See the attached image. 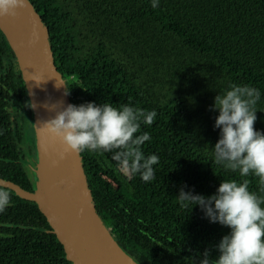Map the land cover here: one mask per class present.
<instances>
[{"label": "trees", "instance_id": "1", "mask_svg": "<svg viewBox=\"0 0 264 264\" xmlns=\"http://www.w3.org/2000/svg\"><path fill=\"white\" fill-rule=\"evenodd\" d=\"M49 28L56 65L73 105L94 102L156 111L141 121L157 155L155 179L125 175L113 152L82 151L97 209L117 242L141 264H199L219 256L230 228L210 222L180 191L209 197L223 181L264 185L215 160V97L232 85L260 91L256 131L264 133V0H30ZM33 110L16 57L0 31V178L33 192L15 112ZM14 111V112H13ZM29 136V135H28ZM23 146V147H22ZM10 193L0 212V264H73L38 205ZM193 207V208H192ZM264 207V203L261 204Z\"/></svg>", "mask_w": 264, "mask_h": 264}, {"label": "clouds", "instance_id": "2", "mask_svg": "<svg viewBox=\"0 0 264 264\" xmlns=\"http://www.w3.org/2000/svg\"><path fill=\"white\" fill-rule=\"evenodd\" d=\"M158 4L159 0H152L153 8ZM26 7L27 0H0V16L14 17L17 10ZM30 79L38 85L44 81L38 75ZM259 99L260 91L247 85H232L223 95L215 97L213 109L219 112L215 127L220 129V139L214 149L217 163L238 170L241 176L253 174L264 185V133L254 128ZM156 116V111L145 112L127 105L115 108L94 102L68 104L43 122L42 130L58 139L65 151L113 152L112 159L123 174H139L143 181L149 182L155 179L154 165L159 163V157L155 154L145 157L141 146L150 140V135L136 134L141 121L152 125ZM177 197L184 206L199 205L210 222L231 230L217 246L218 258L210 260V252L206 250L199 264H264V207H261L264 200L249 191L247 181L222 180L216 194L209 197L183 189ZM9 204L10 193L0 188V212Z\"/></svg>", "mask_w": 264, "mask_h": 264}, {"label": "water", "instance_id": "3", "mask_svg": "<svg viewBox=\"0 0 264 264\" xmlns=\"http://www.w3.org/2000/svg\"><path fill=\"white\" fill-rule=\"evenodd\" d=\"M0 31L16 57L31 105H36L31 122L37 133L36 153L24 161L34 191L2 178L0 186L38 205L73 264H141L101 218L82 152L65 151L58 139L42 130L43 122L72 104L70 94L65 95L69 88L56 65L48 26L27 0L16 16H0ZM34 75L44 81L38 85L30 79Z\"/></svg>", "mask_w": 264, "mask_h": 264}, {"label": "flooded vegetation", "instance_id": "4", "mask_svg": "<svg viewBox=\"0 0 264 264\" xmlns=\"http://www.w3.org/2000/svg\"><path fill=\"white\" fill-rule=\"evenodd\" d=\"M25 115H26V113L23 111V109L19 110L18 113L15 112V114H14L15 119L13 121V127H14V129H16V128L21 126V128H22L21 137H23V141H24V145H25V148H23L24 149L23 152L28 150L32 153L34 151V149L30 147L29 141L31 139H33L34 137L36 138V133H35L36 131H35V127L33 125H30L28 128H23ZM26 155L27 154H24L23 158H26Z\"/></svg>", "mask_w": 264, "mask_h": 264}, {"label": "rangeland", "instance_id": "5", "mask_svg": "<svg viewBox=\"0 0 264 264\" xmlns=\"http://www.w3.org/2000/svg\"><path fill=\"white\" fill-rule=\"evenodd\" d=\"M36 131V130H35ZM36 133V132H35ZM36 137H37V133H36ZM35 138V137H34ZM33 138V139H34ZM34 140H36V138L34 139ZM30 157V153H27V155H26V158H24V160L26 161L28 158Z\"/></svg>", "mask_w": 264, "mask_h": 264}]
</instances>
